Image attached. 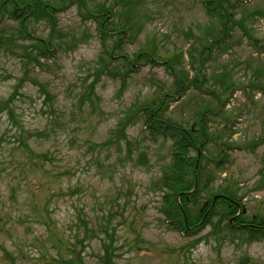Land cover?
<instances>
[{
    "label": "rangeland",
    "instance_id": "obj_1",
    "mask_svg": "<svg viewBox=\"0 0 264 264\" xmlns=\"http://www.w3.org/2000/svg\"><path fill=\"white\" fill-rule=\"evenodd\" d=\"M9 1L0 0V264H63L71 250L79 264H264V49L238 28L210 49L220 26L200 0H132L127 19L114 0H86L103 10L88 19L76 0H39L38 16ZM256 9L264 0L235 18L248 15L247 35L262 40ZM200 119L208 141L185 151L153 123L187 132ZM17 125L23 145L48 156L42 168L22 156ZM201 168L210 183L188 206L202 217L183 235L157 179ZM226 191L231 216L218 200Z\"/></svg>",
    "mask_w": 264,
    "mask_h": 264
},
{
    "label": "trees",
    "instance_id": "obj_2",
    "mask_svg": "<svg viewBox=\"0 0 264 264\" xmlns=\"http://www.w3.org/2000/svg\"><path fill=\"white\" fill-rule=\"evenodd\" d=\"M250 1L252 0H200V3L202 4L204 8L205 14L210 19L215 20L217 24L220 26L219 30L216 32L217 35L215 34L216 36L213 37L210 42V45H209L211 46L210 49L211 48L213 49L214 47H219L221 42L227 36V31L232 28H238L240 31H242L244 36L248 38L250 46L252 47L254 46L255 48H257V50L264 49V39L259 40L257 38L248 36L246 33L247 28L243 25V22L244 20H249L250 17L248 15H245V16L242 15L240 20L235 18V16H237L239 12L244 14L246 5L249 4ZM9 2L17 4L19 1L10 0ZM120 2H123L125 7ZM21 3H22V6H26V5L28 6L26 7V9L28 10V13L34 9L35 12H33V15L36 14L38 16L40 14H43L47 10L46 6L44 7L41 6L39 0H25V1L23 0V2ZM58 3L60 4L61 2L58 1ZM75 3L79 5L80 7L79 9L82 12V16L84 17L87 16L86 19L94 17L91 15H96V16L100 15V13L103 11L102 6H97L96 11H91V9L87 7L89 3L86 0H76ZM132 3H133L132 0H114L110 10L111 11L120 10L121 12L120 15L115 16V17H118V18L122 17L124 19H127L130 17V11L133 9ZM137 3H138V0L134 4H137ZM255 13L258 14L259 16L264 17V11H262V9H256ZM114 15L115 14L113 13V16ZM94 18H98V17H94ZM119 26L120 24L115 25L117 30L120 29L124 32L125 31L128 32L129 29L126 26H121V27ZM116 29H112V31L115 32ZM98 34L100 36L102 34L100 28H98ZM203 50L205 49L203 48ZM42 52L45 53V49L42 50ZM199 55L200 57H203L202 53H199ZM157 56H159V52H156L153 55V57H157ZM28 60L31 61L32 59L28 58ZM188 82L195 83L194 89L198 90L201 94L204 93V91H202L201 89V86L198 84L197 80L188 79L186 83ZM258 87L259 89L264 91V83L260 82ZM189 88H190V85H187L186 90H189ZM223 91L226 92V89ZM216 101L217 102L221 101V98H216ZM153 123H154V129L165 130L166 132L169 133V138L174 141L173 148L179 151L180 150L182 151L191 150L193 147L198 146V145H194L195 143L205 141L206 139L208 141V135L206 134L207 124L205 125L202 119H200V122L197 121L196 123L199 126V130L193 129L187 132L183 131V129L181 128L182 126L176 123H173V122H167V125H163V126L161 125V123H157L156 120H154ZM18 131H19L18 143L21 144L18 146H19V149L21 150L22 156L29 161L30 165L36 166L38 168H42V163L45 164L48 161L47 159L48 156L45 153H38L34 151L33 149L29 147V145H23L25 143L24 140L27 138V135H26L27 133L19 127H18ZM193 131H196L197 133H194ZM204 150L207 151L205 146H204ZM222 152L223 151L221 150V154ZM197 154H201L200 150H197ZM204 162L205 161H203V164ZM225 162H226L225 160H219L217 161L215 165L220 166L222 163L225 164ZM194 163L197 164V166L202 165L200 160L198 161L194 160ZM190 166L191 164H188V167ZM172 168L174 170H177V169L181 170V168H184V165L182 163H179V164L174 165V167ZM202 169L203 168H201L199 171L195 173H192L191 179H184L183 177H180V176L174 177L172 174L168 175L166 172H163V174H161V176L157 179V181L161 185H164V187H167L169 189V192L172 193V195L164 194V199H167V201L166 202L165 200H162V201L170 205L171 204L170 201H174L172 200V197L175 199L174 202L176 204V208L171 210L170 212L173 213L172 215H174V217H172V220L174 224H176V229L177 228H178L177 230L181 229L183 232V235H187L188 231L184 229L188 227V224L190 223V221H198L202 217V212H203L202 209L199 210L198 212L191 214L189 206H188V201L195 200L197 196V189H194V187L196 185L210 183L209 175L202 174L203 173ZM232 194L233 192L226 191L218 195V200L223 201L225 203L223 204L222 212H224L223 214H225L226 216H231L234 214V213L228 214L231 212V207L235 206L234 198L232 197ZM226 207L227 209H225ZM221 216H222L221 214H218L217 215L218 219H220ZM254 220H257V219H254ZM198 224L199 222L197 224L194 223L193 226H196ZM260 224L264 225V222ZM98 227H99V230H98L99 234L104 235L108 233V229L104 227L103 225H99ZM112 229L114 228L112 227ZM199 230H200V227H197L194 230H191L190 234H196L199 232ZM110 241H112L111 238H110ZM114 241H116V239H114ZM104 244L105 242L103 241L102 247H106L104 246ZM70 252L72 253L73 257L69 260H66L63 264H79L77 254L75 252L73 253L72 250ZM102 264H107V263L106 261L105 262L102 261Z\"/></svg>",
    "mask_w": 264,
    "mask_h": 264
}]
</instances>
